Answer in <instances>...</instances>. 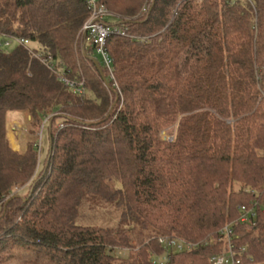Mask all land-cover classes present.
<instances>
[{"label": "trees", "instance_id": "1", "mask_svg": "<svg viewBox=\"0 0 264 264\" xmlns=\"http://www.w3.org/2000/svg\"><path fill=\"white\" fill-rule=\"evenodd\" d=\"M98 2L126 28L106 40L111 71L84 0H0V32L31 41L0 47V264L15 248L27 264H156L161 236L196 244L165 264H210L227 224L239 264H264V0ZM11 110L46 128L44 158L12 148ZM86 208L116 223L78 222Z\"/></svg>", "mask_w": 264, "mask_h": 264}, {"label": "built area", "instance_id": "2", "mask_svg": "<svg viewBox=\"0 0 264 264\" xmlns=\"http://www.w3.org/2000/svg\"><path fill=\"white\" fill-rule=\"evenodd\" d=\"M90 9V15L83 26V30H86V39L92 43L98 54L102 64L111 71V58L106 49V40L111 35H126V28L120 25L108 24L104 18L109 14L105 5L98 2V0H84ZM31 41L28 38L7 35L0 32V47H11L13 45H24L29 47ZM39 54H37L38 56ZM43 62L49 68H54V65L50 61L43 59ZM66 83L73 86V81L64 79ZM61 126V125H60ZM256 216V210L253 206H239L238 220L242 223L252 221ZM219 238L226 246L224 252L214 254L209 258L210 264H239V259L233 248L232 237L233 229L227 224L224 225L219 231ZM158 242L163 246L165 252L163 255L153 257L152 261L156 264H165L168 259V253L170 249L177 251H189L196 246L195 243L187 242L182 239H178L172 236H161L158 238Z\"/></svg>", "mask_w": 264, "mask_h": 264}, {"label": "rangeland", "instance_id": "3", "mask_svg": "<svg viewBox=\"0 0 264 264\" xmlns=\"http://www.w3.org/2000/svg\"><path fill=\"white\" fill-rule=\"evenodd\" d=\"M107 21L114 22L115 19L111 17H106ZM33 46H38L37 43H32ZM116 85V84H115ZM7 136L10 141L12 148L22 151L26 148L29 141L37 142V147L40 153V157L44 158L46 156V150L49 145L48 133L46 128H41V130L36 134L33 131V126L31 123V114L28 111L22 110H11L7 113ZM43 126V125H42ZM176 132V124L160 132L162 138L172 139ZM15 149V150H16ZM78 222L85 224H98L103 226H113L116 223V216L112 211L105 213L100 212L94 214L93 210H88L87 208L79 212ZM14 255L13 259L2 262L1 264H27L25 262V257L29 255L26 251L22 249H14L10 252H5L2 257L6 258L8 254ZM126 250H122L118 255H127ZM1 259V258H0Z\"/></svg>", "mask_w": 264, "mask_h": 264}, {"label": "water", "instance_id": "4", "mask_svg": "<svg viewBox=\"0 0 264 264\" xmlns=\"http://www.w3.org/2000/svg\"><path fill=\"white\" fill-rule=\"evenodd\" d=\"M84 36L86 37V30H84ZM93 61H94L95 65L97 66V68L100 70L99 64L95 58H93Z\"/></svg>", "mask_w": 264, "mask_h": 264}, {"label": "crops", "instance_id": "5", "mask_svg": "<svg viewBox=\"0 0 264 264\" xmlns=\"http://www.w3.org/2000/svg\"><path fill=\"white\" fill-rule=\"evenodd\" d=\"M7 123H8V121H7ZM14 148V147H13ZM14 149H16V148H14ZM26 149H27V145H26V148L25 149H23L21 152H25L26 151ZM16 150H18V149H16Z\"/></svg>", "mask_w": 264, "mask_h": 264}]
</instances>
